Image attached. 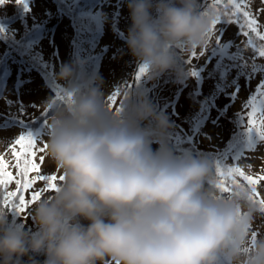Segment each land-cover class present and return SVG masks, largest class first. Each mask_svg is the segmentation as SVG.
<instances>
[{"label":"clouds","instance_id":"9594fccd","mask_svg":"<svg viewBox=\"0 0 264 264\" xmlns=\"http://www.w3.org/2000/svg\"><path fill=\"white\" fill-rule=\"evenodd\" d=\"M128 8L127 46L150 79L169 70L182 79L175 49L210 46L218 17L215 7L201 14L199 0H128ZM79 63L62 65L57 80L71 85ZM121 92L139 102L123 99L118 111L112 93L89 83L42 104L52 112L46 156L64 179L33 206L38 234L0 216V264L41 253L44 264H264V234L253 239L262 215L253 186L221 191L211 162L167 145V115Z\"/></svg>","mask_w":264,"mask_h":264},{"label":"rangeland","instance_id":"374dc122","mask_svg":"<svg viewBox=\"0 0 264 264\" xmlns=\"http://www.w3.org/2000/svg\"><path fill=\"white\" fill-rule=\"evenodd\" d=\"M239 2L243 11L249 12L251 18L256 20L258 30L264 33V0ZM21 5L17 0H11L10 3L5 0L0 3V13L9 14ZM23 5V18H17L7 27L0 25V53L8 44V47H15L22 57L34 63V67L26 66L27 69L23 70L22 62L14 54L5 74L7 79L4 85H0V156L8 162V170L17 179H20V175L15 166V153L19 151V146L15 141L21 135L29 134L36 140V161L39 163L40 155L45 156L39 174L60 176V170L46 156V151L39 152L48 138V120L52 115V112L45 111L41 106L49 97L61 96L64 90L74 84L76 87L79 83L74 79L71 85L59 81L57 74L62 65L77 61L78 48L76 44L73 45L77 37L75 24H78V30L81 22L88 25L89 13L99 15L101 30L94 33L93 48L85 45L83 52L86 57L81 54L87 58L91 51L92 56L98 58V65L90 79L82 81L76 88L83 89L91 83L93 86L98 84L102 91L112 94L119 90L117 103L113 107L118 110L123 99L129 104L139 102V95L124 97L121 89L127 87L130 92L149 99L157 113L169 117L171 128L166 136L173 146L165 142L177 155L190 154L206 159L219 170L240 167L246 175L264 176V138L257 131L254 130L251 139L241 145L243 148L236 156L228 152L238 141L235 135L246 123L241 119L249 118L252 114L250 102L253 99H257V121L264 118L258 103L264 99L261 96L264 92V56L259 54L263 48L259 37L246 26L240 12L224 0L219 4L216 0H199L201 14H206L213 7L217 9V22L210 46L193 53H187L181 47L175 49L178 66L184 69L182 79L178 78L175 70H169L155 79L144 74L137 79L141 75V63L132 55L126 42L132 23L128 0H89L86 5L88 10L84 8L81 15L64 14L56 0H25ZM40 21L45 25L41 27L32 46L34 52L42 56L32 54L34 58L30 59L27 48L19 45L17 39L23 32L21 28L32 27ZM5 30L10 36H7ZM122 107L125 105L122 104ZM21 111L24 120L10 118L12 113ZM32 117H43L35 128L24 124V121L29 122L28 119ZM142 126L151 130L155 124L153 121H144ZM178 143L181 144V150ZM152 147L158 148L159 143H153ZM224 149L226 151L221 154ZM219 170L214 172L218 176ZM36 175L29 173V178ZM236 179L238 182H246L239 176ZM59 182L57 179L56 183ZM46 186V181L37 180L24 193L26 200L31 201L32 192L41 189H46L41 198L51 195L53 190H47ZM16 187L14 180L7 190L15 191ZM257 188L260 195L258 199L264 198V181H260ZM4 191L0 188V194H4ZM34 204L29 203L24 212L18 210V204L12 205V209H16V216L10 227L38 234V226L32 214ZM261 225H264L263 213L254 225L258 229L253 232L255 237L264 234Z\"/></svg>","mask_w":264,"mask_h":264},{"label":"snow or ice","instance_id":"6c2138e0","mask_svg":"<svg viewBox=\"0 0 264 264\" xmlns=\"http://www.w3.org/2000/svg\"><path fill=\"white\" fill-rule=\"evenodd\" d=\"M5 2V0H0V3ZM18 3L24 4L25 0H17ZM217 4L221 3V0H216ZM225 3L231 5L236 9L237 12H242L244 21L246 22V26L259 37L260 40L264 41V34H262L257 27V22L254 18H251V14L247 11H243L242 5L239 0H224ZM217 22V19L214 21ZM247 34V33H245ZM260 56H264V48L260 50ZM147 71L146 66H141L139 69V74L137 79H139L142 74H145ZM119 90H117L111 97H109L111 101V106L114 107L117 103V98L119 97ZM261 96L264 97V92L261 93ZM60 99H63L62 96H59ZM126 98V97H125ZM259 107L261 109V116L264 117V99L259 100ZM250 106L252 108V114L249 117L248 121V131L252 130L257 131L262 138H264V118L260 119L259 122L256 119V110H257V99H253L250 102ZM120 108H122V104H120ZM118 109V111L120 110ZM15 144L19 146V151L15 153L16 159V167L19 169L20 179H17L11 171L8 170V162L0 156V188H3V205L4 207H8L9 205H17L18 210L21 212L26 211L29 203H35L37 200L41 198L42 193L46 189H41L39 191H33L31 194V201L26 200L24 193L33 187L37 180H42L47 182V190H58L57 189V179L62 181L64 179L63 176L57 177V175H43L39 174L41 165L45 160L44 155L39 156V163L36 161V151L34 150L36 147V140L33 138L31 134L29 135H21L16 141ZM47 145L44 144L43 147L39 148L40 153H44L46 151ZM29 173H37V175L33 178H29ZM219 176L221 177V183L218 185L221 191L230 192L231 187L229 183H237L236 177H242L244 181H246L249 185L253 186V191L256 197L259 196V192L256 190L257 185L260 181H264V176L253 177L251 175H246L245 172L240 167H232L227 171L219 170ZM15 180L17 185L15 191H8V186ZM258 203L261 208L264 209V198H259ZM253 239L255 236L253 235Z\"/></svg>","mask_w":264,"mask_h":264},{"label":"trees","instance_id":"16d2710c","mask_svg":"<svg viewBox=\"0 0 264 264\" xmlns=\"http://www.w3.org/2000/svg\"><path fill=\"white\" fill-rule=\"evenodd\" d=\"M88 1L89 0H56V2L59 4L60 10L64 14L68 13L70 15H72V14L73 15H76V14L81 15L82 12H84V8L88 10V8L86 6ZM24 8H25V5L22 4L21 6H19L18 8L14 9L12 11L10 8L11 12L9 14L8 13H6V14L0 13V25H2L3 27H7L10 23H14V21H16L17 18L18 19L23 18L21 15L22 14L25 15ZM89 15L90 16H88V25L85 26L84 23L81 22L79 25V30H78V28H77L78 24H75L76 29H77V34H76L77 37L75 36L76 41L73 42V45L74 44L77 45L78 50L76 53L77 54L76 60L79 61L80 63L77 66L76 73H75V76L73 79H74V81L76 80L77 82H79L78 84H80L84 80L90 79V77L96 71V67L98 65V58L95 56H92L91 51L89 53V56L87 58H84V57H86L84 55V52H83V49L86 47L85 45L88 44L91 48H93L92 38L95 36L94 33H97L98 30H101V19H100L99 15L98 14L92 15L91 13H89ZM239 15L243 16L242 12H240ZM42 22L43 21L37 22L32 27L27 26V27L21 28V29H23L22 30L23 32L21 31L22 33L17 39L18 43L20 42L19 45L25 46L31 52L30 53L26 49V52L30 56V59L34 58L33 55L42 56L41 53L34 52V49L32 46V42L35 39V37L38 35L41 27L45 25V23L44 22L42 23ZM5 32H6L7 36H10V34L6 30H5ZM262 34H264V33H262ZM260 43H262L263 48H264V41L261 40ZM6 45L7 46L0 53V81H1V83H3L5 81L4 77H5V74L7 71V67H8V64L13 60L12 58H13L14 54H17L18 55V58H17L18 61L22 62L21 66H22L23 70L26 68V66L34 67L33 66L34 63L27 60V58L22 57L23 55L21 53H18L16 51L15 47H13V46L8 47V44H6ZM81 53H83L84 57ZM78 84H77V86H78ZM74 85H73V87H74ZM55 98H59V96L55 97ZM45 111H47V109H45ZM10 118L16 119L17 121L24 120L23 119L24 118L23 111L12 113L10 115ZM42 118L32 117L31 119H28L29 122L24 121V124L27 127L35 128L42 121ZM241 120H244V122H246V123L242 127V130H239L238 134L235 135L237 137L238 141L236 142L235 145H233V147L228 149V152H230V154H232L233 156H236L238 154V152L241 151L240 149L243 148V147H241V145L247 143L248 140L251 139L252 132L254 131V130H252L251 132L248 131V121H249L248 117L244 118V119L242 118ZM167 138H169V137L165 136L164 139H165V141L169 142V140ZM187 142H190V141H187ZM170 144L172 145V143H170ZM180 145L181 144L178 143L179 150H181ZM226 149L221 151V154L223 152H225ZM213 170H214V172L215 171L218 172L219 169H216V167L213 166ZM229 185H231V183ZM2 195L3 194L1 193L0 194V216H6L8 222H9V226H10V223L15 219L16 209H12V205H9L8 207H4ZM260 198H262V197H260ZM261 212L264 215V209L261 208ZM45 259H46V256L42 253L41 254H34L31 259L29 258V256L22 257L20 260V264H44ZM222 262H223V264H225V261L223 259L221 260V264H222Z\"/></svg>","mask_w":264,"mask_h":264}]
</instances>
